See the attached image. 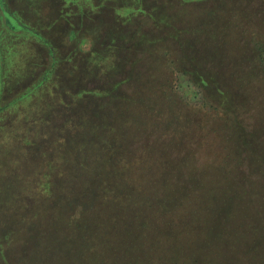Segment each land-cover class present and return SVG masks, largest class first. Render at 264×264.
Returning a JSON list of instances; mask_svg holds the SVG:
<instances>
[{
    "label": "trees",
    "instance_id": "obj_1",
    "mask_svg": "<svg viewBox=\"0 0 264 264\" xmlns=\"http://www.w3.org/2000/svg\"><path fill=\"white\" fill-rule=\"evenodd\" d=\"M36 1L46 0H0V217L12 218L11 222L0 219V262L7 264L6 247L25 241L24 232L32 233L29 242L37 240L41 227L37 230L28 226L41 212L43 197L48 199L50 194L52 197V176L63 177L60 170L64 165L74 166L77 171L98 169L96 189H85L78 196L54 201V207H60L66 215L63 223L76 230L74 243L80 242V246L67 255L73 249L66 242L38 238L33 255H27L24 243L23 250L13 257H17L19 264L70 261L108 264L101 258L102 254L96 253L94 257L86 254L98 241L99 247L104 241L108 243L117 257L115 264H239L236 256L240 253L247 257L246 252L258 247L264 251L262 238H253L250 246L242 242L244 232H262L264 211L257 217L253 199L248 202L251 211L245 212L240 207L243 200L240 190L246 192L249 185L241 175L247 171L248 162L253 166L249 175L255 178V184L259 182L258 177L264 179V127L258 128L254 123L264 118V9L260 11L262 19L255 24V36L251 40L255 61L243 65L239 60L237 67L245 72L252 68L249 73L254 75L238 79L232 92L228 90L229 85L224 88L220 84L217 73L208 71L207 63L203 70L208 73H200L201 77L192 72L190 78V84L205 93L202 103H198L201 108L192 105L186 111L182 106L184 99L177 93L175 74L179 73L173 65H164L173 75L159 82L153 99L121 98L118 94L119 88L131 82L128 79L131 77L124 75L127 63L121 56L125 49L151 51L143 46V38L127 37L106 22L100 25L102 35L97 28L86 36L81 31L84 23L86 29L96 28L88 27L89 18L81 16L76 7L72 9V5L68 9L65 0H55L58 12L49 14L50 10L42 5L37 7ZM16 5L23 9L13 10ZM63 27L68 30L63 35L73 46L64 62L59 57L62 44L57 40ZM98 32L101 42L105 39L104 43L116 47L115 55L119 58L99 64L98 61L106 58L92 48L89 55L98 59H86L89 75L81 72L79 63L70 67L67 75L61 74L63 65L70 64L82 53L81 44L86 41L93 44ZM96 73H103L101 80H109L111 85L104 90L94 89L93 80H98ZM180 74L187 75L185 71ZM64 77L77 80L72 92L66 91ZM81 78L87 79L82 82ZM229 84L235 85L233 81ZM233 93L238 99H232ZM253 93L258 96L250 99ZM174 94L181 96L180 102ZM243 97L248 100H239ZM92 101L96 102L94 106ZM79 105L83 106L81 111ZM116 107L120 113L112 129L106 126L108 119L104 113L108 115ZM85 110L93 119L90 123ZM124 111L130 116L121 117ZM243 112L248 115L246 119L242 118ZM189 113L195 115L190 117L194 125L187 123ZM137 119H143L145 125L141 127ZM88 123L89 133L82 135ZM170 124L175 125L173 129ZM180 124V128L176 126ZM231 139H235L233 150L228 147L232 145ZM214 143H217L216 152L209 161L206 150L209 153ZM195 145H204L205 149L202 154L190 157ZM87 152H91L90 158H86ZM187 160L196 169L205 165L202 172L184 171ZM213 161L219 168L214 179L207 174ZM232 164L238 172L236 175L228 174L227 167ZM147 177L159 183L161 189H142L147 185ZM212 180H220L223 187L210 189ZM170 182H174L175 189L171 190ZM39 186L45 187V194ZM66 193L74 194V191L66 190ZM66 202L72 203L68 211L63 207ZM54 211V217H62ZM52 216L53 210L50 219ZM238 219H247V230L235 228L230 232L228 226ZM120 228L125 235L111 237ZM46 252L49 255L43 257ZM251 264H264V257Z\"/></svg>",
    "mask_w": 264,
    "mask_h": 264
},
{
    "label": "rangeland",
    "instance_id": "obj_2",
    "mask_svg": "<svg viewBox=\"0 0 264 264\" xmlns=\"http://www.w3.org/2000/svg\"><path fill=\"white\" fill-rule=\"evenodd\" d=\"M68 9L75 7L78 9L79 14L81 16L89 18L87 22L88 27H95L96 29L89 30L86 29V23L83 24L81 29L82 33L86 36L89 33L94 32L100 29L101 35L103 27L100 28L102 23H109L110 28L116 29V32L122 30L123 34H126L127 37L133 36L135 38H143L142 41L144 47H148L151 51L146 52H138L133 50H126L124 58L121 60H125L127 66H125L124 75L125 77L131 80L129 85L122 86L119 88L118 94L120 97L127 98H145L151 99L155 95L153 94L155 91V87L158 86L159 82H165L166 77L172 76L173 73L167 69H165L164 65L175 66V71H178L179 74H175L178 82L177 93L182 96L184 99L182 106L184 110L189 111L191 106L198 107V103H202V97L205 95L203 89H199L190 84L191 75L194 74L192 72H197L201 77L205 73L206 70H203L207 63L209 65V70L212 74L217 73V77L220 78V84L226 88V85H229V91L235 89L238 85V79L247 78L249 75H254V73H249L251 69L247 72L245 70L237 69L239 60L241 64L248 65L255 61V54L253 52V37L255 36V24L258 23L262 18H260V11L262 3L264 0H65ZM55 0H46L40 2H35V5L39 7L42 5L44 9L50 10L49 14L52 11H57V7L55 6ZM82 8V12L80 9ZM13 10H20L23 7L16 5L12 7ZM38 10V8H36ZM64 15V14H63ZM68 15H71L70 10ZM70 23L72 22V18H68ZM92 19V21H91ZM95 22V24H94ZM67 27L61 28L59 31L60 34L57 38L58 42H61L63 52L59 53V57L64 62L63 59L70 55V52L73 49L71 46V42L66 40V37L63 35L68 30H65ZM100 33L98 32V38H95V41L92 42L86 41L84 44H81L82 53H80L76 58L72 60L70 64L63 65L60 73H64L67 75V71L70 70V67L79 63V67L81 68V72L85 71L87 73L86 62L95 61L98 57H92L89 53L92 52V48H95L94 51L101 53L102 58H106L104 61H98V63H111L116 61L119 57H116V47L112 46L105 39L102 40L99 38ZM258 36V35H257ZM252 40V41H251ZM152 42V43H149ZM105 54V55H104ZM84 59V60H82ZM89 59V60H86ZM196 61H199L196 64ZM47 63V58L44 59V64ZM253 64V63H252ZM251 64V65H252ZM166 65V66H167ZM236 66V67H235ZM234 68V69H231ZM231 69V70H229ZM83 70V71H82ZM185 71L187 73L186 76H181V72ZM235 71V73L233 72ZM105 73V72H103ZM103 73H96L94 76L98 80H93L94 89H105L111 85V81L109 80H101L103 78ZM192 73V74H191ZM208 73V72H206ZM82 73H80L81 75ZM84 74V73H83ZM210 74V73H209ZM190 76V77H189ZM82 77V76H81ZM64 81L66 82V91L72 92V89L78 84L77 80L74 82L70 77H64ZM82 78H85L84 76ZM84 82L86 79H82ZM229 79V80H228ZM79 81V80H78ZM233 81L235 85L231 86L229 82ZM76 83V84H75ZM74 84V85H73ZM86 84V82H85ZM109 84V86H108ZM161 84V83H160ZM239 90V89H237ZM199 91V94H198ZM176 93V92H175ZM261 95V93H258ZM175 95V94H174ZM232 99H238L236 97V93L231 94ZM257 94H251L249 98L251 99L253 96ZM179 95H175L176 101L180 102ZM258 96V95H257ZM153 99V98H152ZM239 100H248L245 97L240 98ZM67 101V100H66ZM95 101H92V105H95ZM186 105V106H185ZM83 106L79 105L78 110H82ZM74 112L76 115L77 106L74 107ZM72 110V109H70ZM118 107L106 115L105 117L108 119L107 127H112L115 129L116 120L118 118ZM132 110V109H131ZM130 110V111H131ZM137 111V109H134ZM133 110V111H134ZM69 111V109H68ZM142 111H144L142 109ZM53 112V111H52ZM87 112L88 122L90 123L93 119H91V114L88 110ZM141 112V111H140ZM196 112V111H195ZM138 113V112H137ZM124 114V115H123ZM122 116L129 117V113L123 112ZM193 113H189L187 116V123L194 125L192 122V118L194 117ZM247 114L245 112L242 113V118L246 119ZM195 118V117H194ZM198 117H196L197 119ZM111 119V121H110ZM264 118H262L263 120ZM100 120V119H98ZM255 121L258 125V128L263 129L264 122ZM138 123H140L141 127L145 125L143 119H137ZM201 121V119H200ZM252 122V121H251ZM89 123L84 126L82 130V135L86 132L89 133L90 125ZM175 125L170 124V128H174ZM179 128L180 125H176ZM190 127V125L188 126ZM177 129V128H176ZM110 132V131H109ZM233 133V131H230ZM87 134V133H86ZM80 139V138H79ZM235 139H231V144ZM260 141V140H258ZM202 144V143H201ZM193 145V142H192ZM217 143H214L210 147L209 153L206 150V157L209 161H211L216 152ZM231 150L233 148V143L231 146H228ZM205 146H194V151L191 156H198L203 153ZM91 153V152H90ZM90 153L87 152L86 158H90ZM189 157L188 160H191ZM210 158V159H209ZM187 160V161H188ZM215 161H213V167H208V176H213L215 178L219 172V168L215 165ZM200 166V165H199ZM197 166V167H199ZM203 165L202 167H204ZM211 166V165H209ZM202 167L195 168L193 164L188 161V165L184 167V171H196L202 172ZM94 168V167H93ZM199 169V170H198ZM205 170V169H204ZM253 166L247 164V171L245 174H241L246 178V182L249 184L245 191H241L243 194V200L241 204V208L244 209L245 212H249L252 210V207L249 206L248 202L250 199H253L255 202V206H257V217L260 212L264 211L262 208L264 207V179L261 177L257 178L259 182L255 184V178L249 175V172L252 173ZM63 177H59L57 175L52 176V186L51 190L53 191V195H49L48 199L43 197L42 201V209H40V213L31 220L29 227L33 226L38 230L41 227V232H37L36 239L38 238H47L49 240H56L60 243H67V245L73 249L72 252L66 253L67 255H71L75 252L76 249L79 248V244L74 242L76 239V231L73 227H67L63 223L64 215L62 213V209L60 207H54V201H60V197L62 199L70 198L71 196L80 195L85 189H96L98 187V179L96 176L98 175V169L94 168L91 171H77L74 166L64 165L60 170ZM228 174L236 175L235 167L228 166L227 167ZM240 172V171H239ZM242 173V172H241ZM39 174V173H38ZM92 174V175H91ZM156 175V174H154ZM203 176V175H202ZM204 177V176H203ZM118 180L120 179L117 176ZM264 178V176H263ZM252 179V180H251ZM253 182H251V181ZM38 181V177L36 182ZM146 186H143L142 189H161L160 184L155 183L152 178H145ZM231 182V181H230ZM171 186V190L175 189L176 186L174 182L169 183ZM223 187V182L220 180H212L211 188L221 189ZM44 186H39V190L43 194ZM67 191H74V194H68ZM149 191V190H148ZM147 192V191H146ZM171 192V191H169ZM77 194V195H75ZM254 194L256 196H254ZM51 197V198H50ZM72 203L66 202L64 204V208L68 211L71 208ZM45 207V209H44ZM105 210H108L107 207L104 206ZM53 210L52 219H50V213ZM58 212L61 216H55V211ZM16 219H21V217L14 216ZM18 217V218H17ZM1 218H5L7 221L11 222L12 218L8 215H3ZM251 223V220L249 221ZM257 222V221H256ZM255 223V222H254ZM37 225V226H36ZM247 219H238L233 222L228 228L238 230H247ZM262 232L261 233H252L244 232V240L242 238V242L250 246L251 240L254 238L259 240L262 238L264 234V224L261 223ZM256 226H254L255 228ZM43 228V230H42ZM229 232V233H230ZM32 233L28 231L23 233L25 241L22 243L16 241V243H11L8 247H6L5 251V262L7 264H19L18 260L13 257L19 255V253L23 250V244L26 245V251H28L27 255H33L35 252L36 245L39 243L37 240L31 242L28 241V237L31 236ZM72 235L71 237H69ZM124 230L120 228L118 232L111 233V237L114 236H124ZM257 236V237H255ZM33 238V236L29 237ZM67 238V241H65ZM130 240V239H129ZM104 241V240H103ZM54 242L51 243L53 245ZM94 247L89 250V247H86L89 252H86L88 256L96 255V253L102 254L101 258H103L108 264H115L117 257L111 252V249L107 242L104 241V245L99 247L100 242L93 243ZM99 247V248H98ZM262 247H258V249L254 251H249L247 257H244L243 254L236 256L238 258L239 264H251L255 259L259 257H264V251L261 249ZM102 252H101V251ZM33 251V252H32ZM245 252V250H243ZM60 254H64L61 251ZM41 255V253L37 254ZM49 254L43 253V257L48 256ZM20 257V256H18ZM12 258V259H11ZM0 264H6L3 261ZM67 264H89L88 261H70Z\"/></svg>",
    "mask_w": 264,
    "mask_h": 264
}]
</instances>
